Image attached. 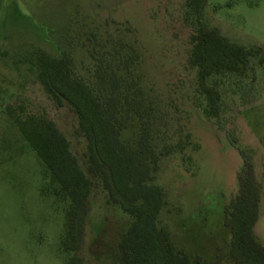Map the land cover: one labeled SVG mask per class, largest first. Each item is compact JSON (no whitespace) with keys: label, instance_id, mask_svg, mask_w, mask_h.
<instances>
[{"label":"rangeland","instance_id":"1","mask_svg":"<svg viewBox=\"0 0 264 264\" xmlns=\"http://www.w3.org/2000/svg\"><path fill=\"white\" fill-rule=\"evenodd\" d=\"M186 1L0 0V264H70L72 253L63 250L68 202L45 193V166L15 116L47 115L76 142L75 115L47 95L31 60L37 48L57 55L58 42L84 40L93 29L108 46L125 42L141 56L136 73L157 108L153 137L157 147L176 151L162 158L157 174L168 202L160 222L175 243L232 264L224 206L239 190L244 149L261 184L254 232L264 244V63L253 58V69L243 75L218 77L220 115H205L188 59L195 20L185 16ZM204 18L231 41L264 51V0H206ZM129 220L103 192L93 197L77 253L82 263L109 264Z\"/></svg>","mask_w":264,"mask_h":264},{"label":"trees","instance_id":"2","mask_svg":"<svg viewBox=\"0 0 264 264\" xmlns=\"http://www.w3.org/2000/svg\"><path fill=\"white\" fill-rule=\"evenodd\" d=\"M205 3L184 4L185 16L195 20L188 59L205 99L203 112L219 117L223 99L217 78L243 75L253 69V58L263 64L264 51L233 42L218 27L207 25ZM60 42L57 55L37 48L31 62L47 95L75 115L76 142L47 115L15 116V121L45 166L49 177L45 193L68 202L63 250L72 253L70 264H83L77 253L84 243L92 199L100 192L108 205L130 219L108 253L109 264H219V259L192 255L178 246L168 226L160 222L168 202L157 174L162 158L176 151L167 145L157 147L153 137L157 108L136 73L141 64L138 51L125 42L108 46L96 29L86 32L84 40ZM240 153L239 190L224 206L228 257L232 264H264V244L254 232L261 184L250 152Z\"/></svg>","mask_w":264,"mask_h":264}]
</instances>
